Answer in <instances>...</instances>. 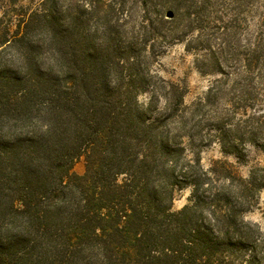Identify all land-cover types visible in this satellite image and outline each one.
Returning <instances> with one entry per match:
<instances>
[{
    "label": "trees",
    "instance_id": "trees-1",
    "mask_svg": "<svg viewBox=\"0 0 264 264\" xmlns=\"http://www.w3.org/2000/svg\"><path fill=\"white\" fill-rule=\"evenodd\" d=\"M184 1L148 0L142 44L153 50L179 40L165 16L183 15ZM103 7L109 2L90 0L82 13H68L69 24L52 12L0 18V264H67L83 252L98 264H264V234L240 217L249 208L238 211L227 194L204 188L205 180L237 174L225 165L201 168V137L180 124L178 88L167 87L172 108L160 111L156 87L146 106L139 103L147 88L133 84L139 73L130 76L134 87L110 81L112 64L138 53L137 38L125 40L115 21L88 47L82 19ZM40 25L51 34L52 67L32 38ZM218 132L222 151L241 159V139ZM256 146L264 154V142ZM80 157L82 176L72 172ZM238 180L251 200L264 188V167ZM182 187L191 188V203L172 211Z\"/></svg>",
    "mask_w": 264,
    "mask_h": 264
},
{
    "label": "rangeland",
    "instance_id": "rangeland-1",
    "mask_svg": "<svg viewBox=\"0 0 264 264\" xmlns=\"http://www.w3.org/2000/svg\"><path fill=\"white\" fill-rule=\"evenodd\" d=\"M92 1H105V4L109 2L110 8L103 7L104 10L98 15H85L82 19L88 47L105 40L106 26L114 21L125 40H132V37L138 40V53L112 64L109 70L110 81L121 87H134L130 84V76L135 72L139 73L136 81H132L133 84L135 87H147L139 95V103L146 106L151 96L150 87H156L157 107L160 111L172 108L166 98L167 87H177L182 94L184 108L180 124L188 131L194 126V133L198 135L195 136L196 141L201 137L198 141H202L201 146L197 144L201 168L208 171L212 167L225 165L237 174L235 180H205L204 188L227 194L235 202L238 211L242 207H248L240 217L252 229L264 234V188L258 189L249 200L241 197V184L238 180V177L246 180L252 169L264 167V154L256 146L264 142L262 0H186L182 6L183 15L177 19L165 16L168 19L166 27L172 28L173 35H177L179 40L155 45L153 50L149 48L148 42L145 45L141 42L148 32V0ZM89 2L90 0H0V18L5 20L11 15L15 23L25 13L36 12L40 16L43 12H52L69 24L71 16L68 13H82L81 8ZM144 2L146 3L143 4ZM167 8V4L160 7L163 12ZM150 17L153 15L150 14ZM37 36L41 37V42L34 40ZM32 38L38 45H42L37 49V55L43 66L56 65L51 34L46 27L40 25ZM256 47L257 51L252 59L253 69L247 73L244 65ZM12 55L18 57L16 52ZM144 96H147L146 103L141 102ZM223 128L231 130L229 138L241 139L238 143L243 154L241 159L222 151L218 142V129ZM187 155L190 157L192 154L188 152ZM72 172L78 176L84 174L83 157L74 162ZM190 196V187L175 189L171 210L178 211L189 205ZM86 256L87 253H80L67 264H98L94 258L88 259Z\"/></svg>",
    "mask_w": 264,
    "mask_h": 264
},
{
    "label": "clouds",
    "instance_id": "clouds-1",
    "mask_svg": "<svg viewBox=\"0 0 264 264\" xmlns=\"http://www.w3.org/2000/svg\"><path fill=\"white\" fill-rule=\"evenodd\" d=\"M34 40H36V39H34ZM146 101H147V96H144V97L141 98V102L142 103H146Z\"/></svg>",
    "mask_w": 264,
    "mask_h": 264
},
{
    "label": "snow or ice",
    "instance_id": "snow-or-ice-1",
    "mask_svg": "<svg viewBox=\"0 0 264 264\" xmlns=\"http://www.w3.org/2000/svg\"><path fill=\"white\" fill-rule=\"evenodd\" d=\"M35 39H36L37 41L41 42V37H40V36L35 37Z\"/></svg>",
    "mask_w": 264,
    "mask_h": 264
}]
</instances>
